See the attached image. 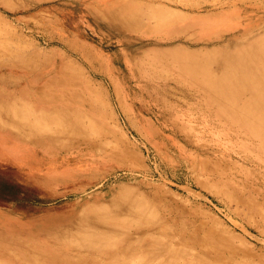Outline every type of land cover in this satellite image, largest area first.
Instances as JSON below:
<instances>
[{
    "label": "rangeland",
    "instance_id": "obj_1",
    "mask_svg": "<svg viewBox=\"0 0 264 264\" xmlns=\"http://www.w3.org/2000/svg\"><path fill=\"white\" fill-rule=\"evenodd\" d=\"M116 13L138 24L120 32ZM204 17L221 20L215 27L264 24V0H0V104L43 111L52 149L94 137L97 154L140 166L119 170L83 198L64 196V182L28 184L0 169V264H109V254L119 264H148L164 227L205 241L210 262L264 264V139L229 126L228 145L218 121L199 127L200 113L196 137L178 128L197 98L213 92L195 84L217 83L190 64L217 68L208 49L245 42L239 30L193 26ZM236 47L232 53L244 51ZM10 125L0 112V130ZM120 193L130 197L127 218L140 224L115 223L108 214L123 203L114 198L109 213H89ZM92 233L100 251L83 247ZM148 244L144 257L138 250Z\"/></svg>",
    "mask_w": 264,
    "mask_h": 264
},
{
    "label": "bare ground",
    "instance_id": "obj_2",
    "mask_svg": "<svg viewBox=\"0 0 264 264\" xmlns=\"http://www.w3.org/2000/svg\"><path fill=\"white\" fill-rule=\"evenodd\" d=\"M112 20L120 32L138 24L134 18H125L118 13L113 15ZM220 21L217 18L204 17L199 21L195 20L192 24L193 26L200 25L202 28L206 27V31L209 32ZM255 21L257 22L243 23L234 20L231 23L224 22L214 28L215 30L218 29V33L225 29L226 33L239 30L240 35L245 37L244 43H229L223 48H220L217 44L208 49L214 53V62L219 63L217 68L216 63L204 65L202 68L197 63L190 64V69L194 71L210 72V78H216L217 83L208 85L207 82H199L198 86L195 84L198 88H211L213 92L198 97L196 100L197 105L190 106L181 119L182 125H178V128L182 132H184V129L187 137H196L201 132L199 127L209 128L212 123L218 121L219 129L216 127L218 129L216 133L228 145L233 143L232 136L227 132L231 126L236 132L242 134L252 133L256 138L264 139V113H259V105L264 100V24H261V20ZM211 27L212 29H209ZM254 32L259 33L254 34ZM233 47L244 51L232 53L231 48ZM165 56H167V53L162 54V57ZM211 79H208V81L211 82ZM223 89L229 91L230 94L233 93L234 96L222 95L221 90ZM240 90H243L244 93L249 92V95L238 98L236 94ZM10 92L12 93L14 90ZM202 106H212L216 113L205 114ZM240 110H247L254 113V115L251 118L241 116ZM0 112L4 116V120H8L11 124L10 127L0 130V169L10 173L20 181L42 185L49 182L57 184L64 182L68 185L64 196L83 198L90 190L97 188L100 184L110 182V178L119 170L132 168L137 172L140 167L139 165L130 166L121 161L122 159L113 158L109 155L97 154L94 148V137H80L73 140L66 148L52 149L46 138L49 127L47 123L44 124V112L41 110L9 109L4 103H1ZM196 113H200L201 126L199 127L195 123L197 122V120L195 121ZM223 117L229 123L228 126L223 125ZM256 148L253 146L251 151ZM258 155L264 161V142ZM59 167L60 171H51ZM221 187L224 188V185ZM113 198L116 201L119 200L123 205L118 210H114L113 213H109L110 211L107 209L113 202ZM129 198V195L120 193L117 197H111L99 206L90 207L89 213L106 212L109 213L108 216L115 223L127 221L131 224H140L138 221L131 219L132 216L127 218L128 215L132 214L128 203ZM83 200L87 201L89 199L84 198ZM164 230L163 237L165 238L163 240L156 239L154 242L155 246L160 247V253L154 256L155 258L150 257L152 261L148 264H216L208 259L209 250L205 241L195 235L179 237L176 232L167 230L166 227H164ZM92 234V239H88L85 242L86 246L83 245V247L84 249L90 248L93 252L100 251L104 247L103 243L95 240L94 233ZM198 245L201 253L197 251ZM144 247V249L140 248L138 253L144 255V257H149V244ZM60 248L66 247L60 245ZM127 249L132 250L130 247H127ZM109 256V264L124 262L117 256L112 254H109ZM126 262L128 263V259ZM233 262L235 263V261ZM241 262L244 263L243 260Z\"/></svg>",
    "mask_w": 264,
    "mask_h": 264
}]
</instances>
